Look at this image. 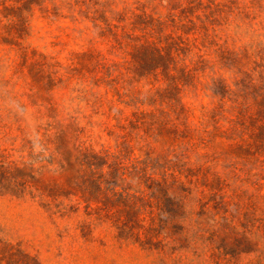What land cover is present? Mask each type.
I'll use <instances>...</instances> for the list:
<instances>
[{
	"label": "rangeland",
	"instance_id": "rangeland-1",
	"mask_svg": "<svg viewBox=\"0 0 264 264\" xmlns=\"http://www.w3.org/2000/svg\"><path fill=\"white\" fill-rule=\"evenodd\" d=\"M31 1L32 10L23 6L28 28L18 37L14 17L6 16L13 11L2 5L13 1L0 0V76L5 70L17 82L27 105L22 114L17 104L11 111L0 103V138L19 127L22 137L32 139L46 122L48 94L32 74L41 69L38 75L70 76L54 99L77 117L80 140L95 150L127 148L157 166L149 172L162 187L151 191L145 185L152 184L142 181L138 187L132 175L129 192L152 206L158 234L150 249L117 238L115 224L140 225L128 215L127 189L91 196L82 175L76 191L69 144V168L64 162L36 172L37 180L67 196L54 201L53 211L65 206L69 214L52 215L29 195H0V238L19 242L41 264H264V140L249 139L248 115L245 125L232 128L235 107L215 93L226 85L230 98L254 110L250 98L237 96V84L247 76L261 84L260 74L264 80V0ZM123 7L129 19L131 9H144L156 19L154 27L126 35L100 20L101 11L110 15ZM146 39L173 46L168 78L131 71L132 44ZM136 90L144 100L137 107ZM13 112L21 122L11 118ZM240 239L248 252L233 257L221 247Z\"/></svg>",
	"mask_w": 264,
	"mask_h": 264
},
{
	"label": "trees",
	"instance_id": "trees-1",
	"mask_svg": "<svg viewBox=\"0 0 264 264\" xmlns=\"http://www.w3.org/2000/svg\"><path fill=\"white\" fill-rule=\"evenodd\" d=\"M12 1L11 3L2 2V5L3 9L13 11V13H7L6 16L14 17L13 22L16 24L18 37H21L20 33L28 28L27 18L23 14V6L26 3L28 4V9L32 10L33 2L31 0ZM125 10V7L122 10L112 8L109 11L113 14L110 15H107L106 11L103 10L100 12V20L110 28L120 27L122 34L126 35L138 34V32L144 35L146 34V29L154 27L156 19L146 13L144 9L140 10V12H135V10L131 9L132 16L130 19L126 16ZM96 25L98 24L96 23ZM164 43L162 46L160 40L152 41L146 39L145 41L137 40V42L132 44V50L129 51L133 64L131 71L139 77L150 73L156 77L159 73L167 78L171 76L170 67L174 61L173 46L169 40H165ZM22 57L25 61L28 58L26 53ZM40 71L41 69L32 75L37 79L41 78L42 87L48 94L49 106H46V122L38 125L35 130V136L32 139L22 137V129L19 127L16 129L11 128L6 138H0V195H10L21 199L29 195L52 215L56 213L60 216L68 215L69 209L65 206L56 211H53L52 208L55 200L66 196L65 192H61L54 185L37 180L36 172L44 165L58 164L62 168L64 162L69 168L71 166L70 149H72L74 151L73 163L76 165V174L74 181L71 183L75 190L79 189V178L82 175L87 178L91 196L96 190L103 189V191L109 190L115 193L118 186H124L127 189L126 195L128 198L126 201L130 207L128 215L129 217L136 216L140 225L136 226L131 223L121 226L118 223L115 224L117 238L138 243L144 249L156 248L152 242V237L158 234V231L157 228L156 230L154 228L152 206L144 199L137 202L138 198L130 193L129 190H132V175L139 179L137 182L138 187L142 186L141 181L145 184L151 183V186L149 184L145 185L151 191L155 188L158 189V186L162 187L163 183L153 178L155 172H149L151 169L155 171L157 166L147 160H138L132 152L129 153L126 150L127 148H118L116 146L115 148L109 147L95 150L91 146L85 145L80 140L77 117L64 113L65 108L54 99L55 92L65 88L68 84L66 82L67 79L71 77L66 76L64 73L58 74V71H52L46 73V75L44 72L38 75ZM106 72L111 73L112 71L104 70L103 73ZM260 78L263 81L261 84L254 83L253 78L250 76L242 79L237 84L241 91L237 96L244 99L250 98L253 101V111H250V104H241L238 103L236 98H230L229 88L226 85H223L215 92L221 100H226L227 98L235 107L237 114L233 115H235L236 119L229 118L228 120L232 128L236 127V123L240 126L245 125L244 116L248 115L250 129L251 127L253 128V132L249 134V139L253 140V143H257V141H260L259 139L264 140V80L261 74ZM16 85L17 82H12L11 78L6 77V71L4 70L0 76V92H2L0 103L1 106L3 104L11 111L12 106L17 104L22 109V114H25L27 105L22 101ZM95 86L99 87L100 84L96 83ZM136 92L139 93V96H136L135 106L137 107L144 100L140 98L141 91L136 90ZM170 95L176 100L177 96L175 94L170 92ZM124 103L126 104V102ZM148 116L151 119L153 115L148 114ZM11 118L19 123L22 116H19L17 112H13ZM104 123L107 122L104 120ZM12 130H16L19 133H14ZM225 138L234 139L229 136H225ZM247 142L249 143V140ZM8 144L10 147H8ZM69 144H71L70 149L68 147ZM36 147L38 149H35ZM128 173H130V176ZM105 177H108V179ZM161 179L163 180L162 182H165L166 176ZM155 180L156 182H153ZM242 243L244 242L240 239L236 240L232 248H226L223 244L221 247H223L226 254L234 257L241 252L246 253L249 251L247 249L243 250ZM0 264H41V262L36 256L26 251L19 242L0 238Z\"/></svg>",
	"mask_w": 264,
	"mask_h": 264
}]
</instances>
